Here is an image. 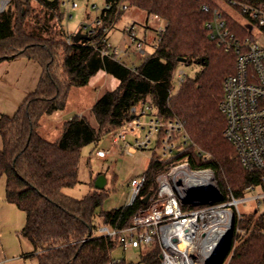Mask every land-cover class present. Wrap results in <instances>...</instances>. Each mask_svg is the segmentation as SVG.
Returning <instances> with one entry per match:
<instances>
[{"label":"trees","instance_id":"obj_1","mask_svg":"<svg viewBox=\"0 0 264 264\" xmlns=\"http://www.w3.org/2000/svg\"><path fill=\"white\" fill-rule=\"evenodd\" d=\"M31 1L11 0L0 12V63L22 57L42 68L38 87L13 115L0 116V179L6 181V201L26 213L22 235L31 242L39 264H113L112 253L121 248L120 240L98 235V228L131 226L134 216L148 206L143 198L150 195V202L157 198V177L170 162H161L155 155L149 161L143 188L130 205L100 211L107 196L104 190L94 187L82 199L63 191L79 182L82 149L120 129L131 119V107L143 97L152 98L159 117L183 123L189 142L177 159L187 161L193 170L210 169L226 196L244 197L248 187L260 182L261 174L251 173L240 163L236 148L224 135L223 84L234 73L236 58L209 37L205 25L210 16L203 6H217L214 0H126L129 8L169 23L154 53L135 68L112 52L103 54L107 49L104 34L69 42L61 1L35 0L58 28L57 45L63 51L59 67L56 42L24 30ZM117 2L106 0L111 8L105 7L99 15L104 25L115 26L123 16L117 12ZM180 58L203 70L196 78H183L173 93ZM100 71L120 84L95 102L90 110L93 119L74 116L61 125L55 139L42 136V118L64 110L70 90L87 86ZM237 225L242 233L232 240L236 246L229 264H264V214H246L236 220ZM139 249L142 264H162L158 244Z\"/></svg>","mask_w":264,"mask_h":264},{"label":"built area","instance_id":"obj_2","mask_svg":"<svg viewBox=\"0 0 264 264\" xmlns=\"http://www.w3.org/2000/svg\"><path fill=\"white\" fill-rule=\"evenodd\" d=\"M10 1H2L0 12ZM117 1V12L125 13L128 2ZM223 2L231 11L219 4H205L203 10L210 16L205 26L211 40L236 58L235 71L223 84L221 110L227 118L224 135L236 148L240 163L251 173L261 174L260 182L248 187L244 197L226 196L210 169L193 170L187 161L178 160V155L189 142L184 125L178 120L159 117L150 96L139 99L131 107V119L112 139L113 145H118L126 142L131 131L147 128L145 140L137 142L136 147L126 144V151L134 154L137 149L146 150L152 137H157L160 152L153 155L161 162L170 163L157 177V198L134 216L131 226L121 229L103 225L97 234L118 238L123 250L156 243L161 250L162 264L209 263L227 246L225 242L231 231L232 240L242 233L236 220H242L246 214L239 211V205L249 200L264 202V0ZM76 6L74 3L73 7ZM106 8H111V4H106ZM152 17L150 23L134 22L125 27L132 41L128 53H135L142 59L147 56L146 41L138 38L137 28L144 33L148 30L155 32L158 39L166 31L169 23L160 16ZM114 27L104 25L102 17L98 16L93 23L83 24L80 31L90 37L104 34L107 49L103 54L112 52L117 57V51H112L108 42V35ZM73 36L69 33V42ZM143 116L150 117L146 124L141 121ZM98 157L105 159L108 152L98 151ZM145 180L144 174L133 182L129 205L140 194ZM249 193L251 197L246 198ZM232 240L230 252L221 264H229L236 246Z\"/></svg>","mask_w":264,"mask_h":264},{"label":"rangeland","instance_id":"obj_3","mask_svg":"<svg viewBox=\"0 0 264 264\" xmlns=\"http://www.w3.org/2000/svg\"><path fill=\"white\" fill-rule=\"evenodd\" d=\"M3 0H0V7ZM62 10L65 12L63 19V28L69 33H77L83 24H90L101 14L106 7V0H60ZM216 4L224 6L223 0H214ZM76 7H73V4ZM228 11L231 8L225 5ZM27 11L30 13L25 18L24 30L32 33L44 40H53L56 42L58 57L56 64L60 65V59L63 55L62 48L57 45L60 36L55 31L54 20L49 15H44L41 7L34 0ZM16 15L18 10H16ZM153 21L152 16L145 12L131 7L121 16L120 21L110 31L108 42L112 51H117V58L131 66H139L140 60L134 54L129 55L127 49L132 45L129 35L125 32V27L134 22L145 24ZM137 36L139 39H145V51L147 56L155 51L158 42V36L151 32L144 34L139 28ZM55 32V33H54ZM58 68V67H57ZM59 69V68H58ZM203 67L198 64H183L177 68L174 74V89L176 93L180 87L183 78H196ZM60 73V69L58 70ZM42 74L41 66L26 58H17L15 60L4 61L0 63V116L2 114L13 115L26 97L33 92L39 85ZM115 78L104 72H99L91 78L89 84L83 87L72 88L68 95L67 105L64 110L57 111L49 116H44L41 121L40 133L49 140L57 137L61 125L74 116H86L90 120L93 117L90 110L97 99L105 91L114 90ZM149 116H143L141 121L146 124ZM117 129L104 136L97 144H89L82 149L79 164V182L72 188L64 189V193L76 198L82 199L94 189L95 179L100 175L107 180L104 191L107 196L104 198L100 211H110L128 204L131 198L132 183L147 171L149 161L155 152L159 151L157 137H152L151 143L146 150L137 149L134 154H129L125 146L130 144L137 146L145 140L148 134L147 128H139L131 131L126 138V142L113 145V136L121 131ZM3 147L2 137L0 136V150ZM98 151H107L108 157L100 159ZM259 190V189H258ZM251 197L247 194L246 198ZM239 211L242 214L264 213V202L249 200L239 205ZM26 224V213L20 210L14 204L6 201V181L0 179V264H39L37 257L33 256V246L31 242L22 235V230ZM141 250L129 248L123 250L116 248L112 253L114 262L141 263Z\"/></svg>","mask_w":264,"mask_h":264},{"label":"water","instance_id":"obj_4","mask_svg":"<svg viewBox=\"0 0 264 264\" xmlns=\"http://www.w3.org/2000/svg\"><path fill=\"white\" fill-rule=\"evenodd\" d=\"M93 37H90L88 36L87 34L85 33H82L80 30L74 34L73 36V40L74 42L78 43L80 42L81 40H92ZM180 63H185L186 62V59L184 58H180L178 60ZM106 184H107V180L104 176H99L94 184V187L95 189L97 190H104L105 187H106ZM150 201V195H147L145 198H143V203L145 205H147ZM232 231L230 232V234L228 235V238H227V241L225 242L226 243V247L221 251V253H217L215 258L210 261L209 263L207 264H221L224 259L226 258V256L228 255V253L230 252V244H231V240H232Z\"/></svg>","mask_w":264,"mask_h":264},{"label":"crops","instance_id":"obj_5","mask_svg":"<svg viewBox=\"0 0 264 264\" xmlns=\"http://www.w3.org/2000/svg\"><path fill=\"white\" fill-rule=\"evenodd\" d=\"M147 21H148V17H147V19H146V22H147ZM146 22H145V23H146ZM147 32H151V31L148 30ZM147 32H145L144 34H146ZM151 33L155 34V32H151ZM132 54H134V55L137 57V59L140 60V62L143 61L144 58L142 59L141 57H139V56H138L137 54H135V53H132ZM129 55H131V53H129ZM121 62H122V61H121ZM123 63H124V62H123ZM125 64H126V63H125ZM126 65L129 66V67H132V68L137 67V66H135V65H134V66H131V65H128V64H126ZM100 72H104V73L108 74V73L105 72V71H100ZM98 74H99V72L97 73V75H98ZM109 75H110V74H109ZM112 77H113V76H112ZM113 78H114V77H113ZM115 80H116V81H114V85H116L115 87L118 88L120 82H119V80L116 79V78H115ZM116 88H115V89H116ZM115 89H114V90H115ZM111 91H112V90H111ZM106 92H107V91L103 92V94L106 93ZM103 94H102V95H103ZM102 95H101V96H102ZM101 96H100V97H101ZM100 97H99V98H100ZM99 98H98V99H99ZM98 99H97V100H98ZM94 104H95V103H94ZM80 116H82V115H80ZM65 122H66V121H65ZM65 122H64V123H65ZM57 134H58V133H57ZM51 140H52V139H51ZM132 184H133V183H132Z\"/></svg>","mask_w":264,"mask_h":264}]
</instances>
